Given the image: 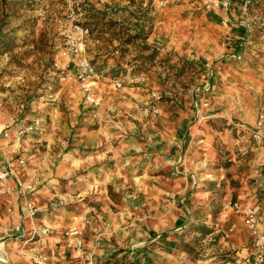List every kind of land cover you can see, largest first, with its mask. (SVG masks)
<instances>
[{
    "label": "rangeland",
    "instance_id": "1",
    "mask_svg": "<svg viewBox=\"0 0 264 264\" xmlns=\"http://www.w3.org/2000/svg\"><path fill=\"white\" fill-rule=\"evenodd\" d=\"M86 2L96 106L55 68L65 1L0 0V124L43 178L22 181L38 208L29 218L81 212L59 227L58 245L69 260L80 234L94 264H222L253 251L225 204L264 210V145L245 128L264 108V0ZM32 120L19 149L18 125ZM43 186L47 196L31 200ZM10 219L0 218V264H32L43 251L30 243L46 230L15 231Z\"/></svg>",
    "mask_w": 264,
    "mask_h": 264
},
{
    "label": "built area",
    "instance_id": "2",
    "mask_svg": "<svg viewBox=\"0 0 264 264\" xmlns=\"http://www.w3.org/2000/svg\"><path fill=\"white\" fill-rule=\"evenodd\" d=\"M67 4L66 20L61 23L60 35L62 42L58 45L60 61L55 62V68L59 72L62 80L78 81L83 91L85 100L91 105H98L99 98L96 93L97 72L91 58L85 53L86 44L90 34V29L81 19L83 5L87 0H64ZM247 5L250 0H242ZM74 70V71H72ZM40 125L39 120L18 125L16 133V144L22 148L24 136L37 129ZM255 142H264V109L259 110L251 126L245 127ZM12 132V124H0V138L8 139ZM22 166L24 158L20 157L17 161ZM14 180V181H13ZM32 186H24L18 178L14 168H0V195L13 196L19 194L25 196ZM26 216L33 217L38 208L28 200L24 201ZM13 208H8L11 212ZM225 209L232 214L242 218L253 237L254 250H236L233 255H228L223 259L222 264H264V210L254 205H243L238 201H229L225 204ZM24 217L12 227L15 231H24ZM229 230L232 232L234 227ZM78 247H82V241L78 240ZM32 264H65L53 256L43 252H36L31 257Z\"/></svg>",
    "mask_w": 264,
    "mask_h": 264
},
{
    "label": "crops",
    "instance_id": "3",
    "mask_svg": "<svg viewBox=\"0 0 264 264\" xmlns=\"http://www.w3.org/2000/svg\"><path fill=\"white\" fill-rule=\"evenodd\" d=\"M86 4H87V2L84 3V5H86ZM86 47H87V44H86ZM97 51H98V53H100V52L104 51V49H102V47H98ZM85 53H86V49H85ZM86 54H89V53H86ZM95 88H96V91H98V89H97L98 85L97 84H96ZM262 109H264V108H261L260 110H262ZM253 122H254V120H253ZM253 122L251 124H253ZM17 124H19V123H16V126H17ZM188 136H189L188 134L184 133L182 139L185 140L188 138ZM172 137L174 138L175 135H173ZM184 140L182 142H184ZM27 141H28V139L25 140L24 149L27 145ZM259 144L264 145V142L259 143ZM97 152L98 153L96 155H98L97 156L98 160L95 162L97 167L100 165H106L108 163V158H107V156H105L106 155L105 152H103V151H97ZM17 153L18 152L15 151L13 143H11L8 140L1 138L0 139V168L1 169L7 168V167L14 168L16 173H17V176L21 180V182L23 181L24 183H32V184H35L34 186L37 187V185L43 181V178L40 176V174L39 175L37 174L36 170H33V164H31V166H29V168H26L27 159H24L25 160L24 165H22V166L18 165L17 161L20 158V156L17 157ZM263 154H264V152L262 153V155ZM61 168H63V164L61 165ZM94 178H95V180H97L98 173L96 174V176ZM100 180L102 181L101 182L102 185L104 183H106V177L105 176H102L100 178ZM261 183L264 184V180H262ZM90 185L91 184L88 185V188L89 187L92 188V186H90ZM93 187H97L98 190L104 189V185L101 186V185L95 184ZM33 192H31V194H30L31 200H33L34 202L36 200L41 201L42 199H44L47 196V194H46L47 187L46 186L39 187V189L37 188ZM35 193H36V195L33 198ZM26 195H25V197H26ZM241 204L247 205L244 203H241ZM10 207L13 208L11 210V212L8 211V208H10ZM259 209H260V207H259ZM24 210H26L24 207V198L21 197L19 194L16 193L13 196H7V197L0 195V218H2V216L4 218H12V219H10L11 220L10 224H11V226H13L14 223H16L17 221H20L22 219V217H24L23 218L24 219V226L28 225V227H27L28 230H25V232L28 231L30 235H32V231H31V228L29 227V225L31 227L33 226L34 228H41L43 230H46L44 233H40L39 235H37L39 237V239L36 236L32 240V243H30L33 252H35L37 250H40V251L42 250L43 252H47L50 256H53L57 260L65 262V264H94V260H93L94 252H92L90 250H85V244H84L83 238L80 236V234L76 235L74 237H75L76 242L78 240H80V241H82L83 245H82V247H78L77 243L75 244V246L78 248L77 254H74L73 256H71L72 257L71 259H69V260L66 259V257L62 253V249H60V246L58 245V239H60V238H59V235L57 234V232L60 230L59 227H66L67 225L71 224L72 223V221L70 220L71 218H75V222L78 223V221L82 215L81 212H78L75 210L72 212V214H69V215L67 214L69 212H67L65 214L64 213L59 214L57 211H54L51 213L50 212H48V213L44 212V213H41L36 218L31 219L25 215L26 212H24ZM239 219H241V221L243 222L241 217H239ZM25 224H27V225H25ZM50 232H52V234H49ZM4 245H5L4 242H0V254L2 253V251L4 249ZM20 254L24 255L23 253H20ZM0 259L3 262H8V259L5 256H0ZM60 259H63V260H60Z\"/></svg>",
    "mask_w": 264,
    "mask_h": 264
},
{
    "label": "bare ground",
    "instance_id": "4",
    "mask_svg": "<svg viewBox=\"0 0 264 264\" xmlns=\"http://www.w3.org/2000/svg\"><path fill=\"white\" fill-rule=\"evenodd\" d=\"M11 138V137H10ZM1 242H3V241H1Z\"/></svg>",
    "mask_w": 264,
    "mask_h": 264
}]
</instances>
